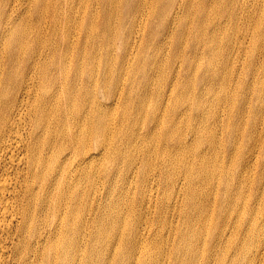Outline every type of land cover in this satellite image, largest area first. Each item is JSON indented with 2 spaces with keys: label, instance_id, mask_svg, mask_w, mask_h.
<instances>
[{
  "label": "bare ground",
  "instance_id": "bare-ground-1",
  "mask_svg": "<svg viewBox=\"0 0 264 264\" xmlns=\"http://www.w3.org/2000/svg\"><path fill=\"white\" fill-rule=\"evenodd\" d=\"M55 1L47 10L48 0H0V264H264L262 74H253L258 98L247 96L249 80L240 94L232 41L221 62L216 35L214 67L197 65L191 100L182 66L162 93L159 78L148 83L162 61L149 59L150 40L141 44L163 14L161 27L176 26L167 61L181 44L198 51L202 10L192 0L181 21L178 0L168 15L161 0L153 11L149 0ZM233 92L230 116L222 106ZM237 136L246 139L239 168V147L224 163Z\"/></svg>",
  "mask_w": 264,
  "mask_h": 264
},
{
  "label": "rangeland",
  "instance_id": "rangeland-1",
  "mask_svg": "<svg viewBox=\"0 0 264 264\" xmlns=\"http://www.w3.org/2000/svg\"><path fill=\"white\" fill-rule=\"evenodd\" d=\"M173 1L174 0H161L163 4V12L169 8L170 4ZM178 1L179 3L177 5H179L181 2H183L185 5V7L181 10V12L177 14V16L179 17V20L181 21L183 18L187 17V8H188L187 5H188L189 0H178ZM192 2L196 7L202 10V14L201 15L198 14L197 18L194 19L195 20L194 24H199L201 28V31L198 32V37L196 38V42L199 44V46L196 48L198 49V51H194V50L188 51L186 47L187 45L181 44L180 45L181 48L177 52L176 60L172 61V63H169L167 61V58H169L171 54L173 56V53H174V52L172 53V50H173L174 29L176 28V26L173 29L169 28L168 26L161 27L164 22L163 21L164 19L162 18V16L164 15L162 14V15L156 16V18H153L154 20L152 22H149V31L148 29H146V35L144 37V40L146 41L144 42L143 40L141 47H143V44H145L147 41L150 40L151 52L149 49V52L147 53L149 55V59L153 57V62H156V58L162 61L160 63H162L164 67V74L162 75L159 71H156L157 68L154 69V74L152 75V77L149 78L148 83H153V84L157 83V80L159 78L158 80L159 83H164L163 92H162L164 93V89L165 88L168 89L169 86H171L172 79L176 77L175 75L178 69H180V66H182L181 67V79H178V80H180L181 85L185 82L186 79L189 80V83L182 88V95L185 96L187 99L191 100V92L193 90L194 75L196 73L197 65L203 64V66L206 68L207 66L214 67L213 64L209 62V58L211 56L210 51L211 53L213 52L212 47H216L218 45V42L216 44H211L210 40L213 36L217 35L222 45V50L219 53L221 62L224 60L223 52L228 57L227 50L224 49L225 45L229 44L230 41H232V47L234 48V50L231 51V53L234 52L232 56V63H231L232 69L230 72L231 77H233V83L231 85L233 86V88L237 87L240 90V94H242L241 93L242 92L241 83L245 85L244 80L246 81L249 80L251 82V88L248 91L247 96L249 98L250 97H254L255 99L258 98L257 92L261 84L254 85L252 82L254 80L253 74L255 70L259 72L260 74H262L260 78L258 79V81L262 82L264 80V50L262 49V47H260V43L264 46V0H250L249 3L246 4L242 8L240 7L230 8L226 5L228 2H234L233 0H192ZM55 3H56L55 0H48L47 10L55 9ZM176 3L177 1L175 2V4L171 5V7L167 11V15L171 13V11H174L175 7L177 6ZM155 8H156L155 0H149L145 9H148V11H153ZM249 11L255 15V17H253L252 19H248L247 17V14ZM233 14L234 16L232 17ZM146 17L147 16H144L143 18L138 19L137 22L139 24V27L140 25L141 27H143L147 23ZM170 20H171V17H170ZM192 20L193 19L190 18V22H192ZM175 23L178 24L179 22L176 21ZM129 25L130 24H128L127 26ZM134 25H135V22L131 24L130 28H133ZM257 25H260L261 32H258L256 34L254 31V28ZM235 27H237V29L239 30H238L237 35L233 36V30ZM224 28H228L229 30L222 33L219 29H224ZM142 30L144 29L142 28ZM152 32H154V34L156 32H160L162 35L161 37H157V36L154 37V35L150 36V33ZM195 32L196 30H194V33ZM148 35L152 38H149ZM50 36L51 35H49L46 31H43L40 34V38L47 44H49ZM186 36L187 38L190 37V34H188V31L185 32L183 38H185ZM237 36L239 39H236ZM254 46L258 47V49H256V53H254L253 51ZM41 49L46 50V47H43ZM144 54H145V51L142 54H140L139 57ZM189 56H191L195 60V63L191 67H190V62L188 61L186 62ZM194 68L195 70H193ZM197 69H198L197 75L200 76V71H199L200 68H197ZM220 71L221 73H223V70L220 69ZM201 77H204V76H201ZM201 77L199 78L198 84H197L198 90H204L209 87L208 82H209L210 77L208 79V76H206L205 80ZM137 84H146V81L144 82V79L142 78L141 75H140V78L137 79ZM210 87L213 90L217 89V87H214V85H211ZM247 87L248 85L246 86V88ZM227 91H230V89ZM214 94L216 96H219L222 93L221 91H216L214 92ZM198 96L202 97L206 95H198ZM236 96H237L236 93L233 92L232 93V102H233L232 107L230 105L228 107L222 106V110L223 109L226 110V113L228 115L230 114V116H231V112H233V109L235 107L234 103H235ZM154 98H158V96L155 95ZM226 122H227V118H226ZM216 125L218 126V124ZM184 130L185 132L187 131L186 127ZM189 137L191 138L190 135ZM236 140H237V144H235L233 147L231 145V147L229 148L228 157L224 163H229V160L234 156L232 154L235 150L234 148L239 147V149L241 148V150H239L237 155L234 156V164L236 165V167L239 168V166L242 164V158H241L243 154L242 148L244 149L246 148V139L244 141L242 138L237 136ZM218 150L220 152L221 148H219ZM116 163L119 167L126 169L127 163H123L122 159L117 160ZM244 167H246V164ZM253 173H254V165H253V170L250 173V175L252 176ZM244 175H246L245 172H244ZM254 175L257 176V174H254Z\"/></svg>",
  "mask_w": 264,
  "mask_h": 264
}]
</instances>
